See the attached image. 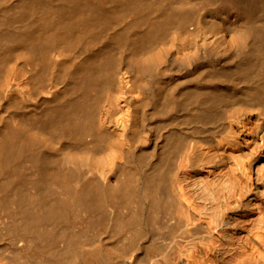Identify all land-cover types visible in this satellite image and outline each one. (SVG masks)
<instances>
[{"label":"bare ground","instance_id":"bare-ground-1","mask_svg":"<svg viewBox=\"0 0 264 264\" xmlns=\"http://www.w3.org/2000/svg\"><path fill=\"white\" fill-rule=\"evenodd\" d=\"M0 264H264V0H0Z\"/></svg>","mask_w":264,"mask_h":264}]
</instances>
